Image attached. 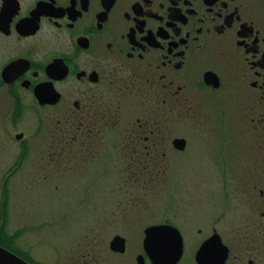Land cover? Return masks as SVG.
<instances>
[{
    "label": "flooded vegetation",
    "instance_id": "1",
    "mask_svg": "<svg viewBox=\"0 0 264 264\" xmlns=\"http://www.w3.org/2000/svg\"><path fill=\"white\" fill-rule=\"evenodd\" d=\"M131 102L148 112L129 133L134 155L155 156L142 167L186 154L167 127L186 117L222 156L205 194L165 208L156 226L182 249L163 264H264V0H0V124L18 127L27 105L48 112L31 136H0V149L18 144L17 170L31 156L40 171L81 169L68 157L96 155ZM149 228L134 264H153Z\"/></svg>",
    "mask_w": 264,
    "mask_h": 264
},
{
    "label": "rangeland",
    "instance_id": "2",
    "mask_svg": "<svg viewBox=\"0 0 264 264\" xmlns=\"http://www.w3.org/2000/svg\"><path fill=\"white\" fill-rule=\"evenodd\" d=\"M134 103L121 109V119L112 130L104 129L96 155L68 157L73 165L83 164L81 169L57 166L51 172L40 171L32 167L36 156H31L17 170L18 144L9 141L0 149L1 243L31 264H134L132 252L142 245L144 230L162 223L165 212L171 213L165 211L170 202L208 191L213 179L208 171L221 163L222 156L204 150L209 137L201 134L209 131L207 124L192 117L181 124L168 123L171 136L182 134L188 139V151L176 155L170 149L154 162L162 167H142L138 163L155 156L134 155L128 149L129 133L146 111L134 108ZM29 107L18 127L0 124V136L4 130L9 135L24 131L30 136L38 131L36 115L48 112L34 114ZM171 108L165 109L168 116ZM117 236L131 244L125 257L111 251Z\"/></svg>",
    "mask_w": 264,
    "mask_h": 264
},
{
    "label": "water",
    "instance_id": "3",
    "mask_svg": "<svg viewBox=\"0 0 264 264\" xmlns=\"http://www.w3.org/2000/svg\"><path fill=\"white\" fill-rule=\"evenodd\" d=\"M181 150L185 141H179ZM166 238L169 240L166 241ZM111 251L123 254L126 251V240L117 236L110 245ZM182 249L180 236L173 228L154 226L146 231L145 250L153 264H163V257L172 261L177 259ZM0 264H31L15 253L0 245Z\"/></svg>",
    "mask_w": 264,
    "mask_h": 264
},
{
    "label": "trees",
    "instance_id": "4",
    "mask_svg": "<svg viewBox=\"0 0 264 264\" xmlns=\"http://www.w3.org/2000/svg\"><path fill=\"white\" fill-rule=\"evenodd\" d=\"M0 229H1L0 237H2V236H3V232H2L3 228H0ZM0 245H4V247H6V249H8L9 251H11V252H13V253L16 254V252H15L14 250H12L10 247L6 246L5 244L1 243V241H0ZM24 260H25V259H24ZM32 264H33V263H32Z\"/></svg>",
    "mask_w": 264,
    "mask_h": 264
}]
</instances>
